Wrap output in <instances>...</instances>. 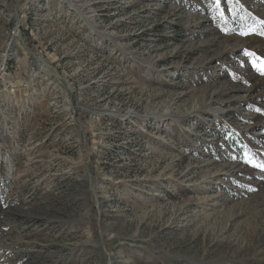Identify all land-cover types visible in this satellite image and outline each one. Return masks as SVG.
<instances>
[{
  "label": "rangeland",
  "instance_id": "rangeland-1",
  "mask_svg": "<svg viewBox=\"0 0 264 264\" xmlns=\"http://www.w3.org/2000/svg\"><path fill=\"white\" fill-rule=\"evenodd\" d=\"M262 33L264 0H0V264H264Z\"/></svg>",
  "mask_w": 264,
  "mask_h": 264
},
{
  "label": "trees",
  "instance_id": "trees-1",
  "mask_svg": "<svg viewBox=\"0 0 264 264\" xmlns=\"http://www.w3.org/2000/svg\"><path fill=\"white\" fill-rule=\"evenodd\" d=\"M243 17H241L242 15H240V16H238V13H235L234 14V16L231 18V19H228L229 21H231V22H226V27H227V25L230 23L231 24V26H237V27H239V26H241V24H243L244 22H246V21H248V22H253V20L255 19V18H253L252 17V15L249 13V12H247V11H244L243 12ZM256 26H258L259 27V23H256L255 24ZM236 147H235V145H233V149H235ZM253 155H255L256 156V154L254 153ZM260 163H263V162H261L260 161Z\"/></svg>",
  "mask_w": 264,
  "mask_h": 264
},
{
  "label": "snow or ice",
  "instance_id": "snow-or-ice-1",
  "mask_svg": "<svg viewBox=\"0 0 264 264\" xmlns=\"http://www.w3.org/2000/svg\"><path fill=\"white\" fill-rule=\"evenodd\" d=\"M220 2H221V0H215V5H216V7L218 9H219V6H220ZM245 34H247V33H245ZM262 34H264V33H262ZM259 70L262 71V72H264V63H262V65L259 68ZM256 166L261 167V168H264V164H260V165H256Z\"/></svg>",
  "mask_w": 264,
  "mask_h": 264
}]
</instances>
